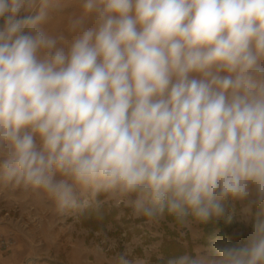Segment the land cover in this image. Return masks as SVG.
<instances>
[{"label":"clouds","instance_id":"1","mask_svg":"<svg viewBox=\"0 0 264 264\" xmlns=\"http://www.w3.org/2000/svg\"><path fill=\"white\" fill-rule=\"evenodd\" d=\"M50 10L0 0V182L149 221L238 205L234 244L157 259L264 264V0H84L71 38Z\"/></svg>","mask_w":264,"mask_h":264},{"label":"rangeland","instance_id":"2","mask_svg":"<svg viewBox=\"0 0 264 264\" xmlns=\"http://www.w3.org/2000/svg\"><path fill=\"white\" fill-rule=\"evenodd\" d=\"M83 3L84 0H50L51 10L49 19L43 27L50 34L63 33L65 36L71 38V22L82 14ZM117 199L115 197L107 199L105 204L108 205L109 203L113 205L114 203L117 208H121L122 205L117 203ZM84 200L89 201L88 206L72 210L70 216H67L70 212H61L57 208L55 201L44 192L0 182L1 252L7 254L10 250H17L22 256V261L31 260V257L28 255H31L34 251L43 249L48 242L55 243L56 239L62 237L66 232L65 230L70 224L69 220L77 221L79 219L80 211L87 207L100 206L101 203H104L102 201L97 203L96 200L92 199L90 193L80 196V201ZM128 208L132 207L128 206ZM227 217H230V219ZM227 217L221 218L218 221L213 220L204 223L203 226H201L199 221L192 219L194 222L190 223L189 227L191 230L195 229L194 233L198 235V240L204 245V248H207L206 245H211L212 243H214V248L225 247L226 245L221 243L224 239H220L219 237L214 238V234L216 235L220 229L221 232L232 238L233 231L239 226V206L237 205L234 208L229 207ZM117 220L120 222L118 224L120 228L114 230V226H110L106 231L104 230V232L97 234L94 240L98 242L102 239L101 236L103 235L107 243V237L115 240L116 243L127 240L133 241L135 235H132V232L128 234V230L122 229L126 228L125 220L122 218H117ZM220 222H223L224 226L221 227ZM134 225L135 223L131 221L128 226ZM177 229L181 233V239L189 240L185 231L186 226L177 227ZM201 231H203L205 237L202 234L199 235ZM156 237L159 238L160 236L157 235ZM227 246H230V244H227ZM153 253L156 255L158 251Z\"/></svg>","mask_w":264,"mask_h":264},{"label":"crops","instance_id":"3","mask_svg":"<svg viewBox=\"0 0 264 264\" xmlns=\"http://www.w3.org/2000/svg\"><path fill=\"white\" fill-rule=\"evenodd\" d=\"M107 199L110 198L97 197L96 202L102 201L104 203L80 211L77 221L69 220L70 224L65 230L66 234L64 233L62 237H58L55 243L48 242L43 249L34 251L31 255L29 254L31 260L22 261V256L17 250H10L7 254H3L0 250V264H114L113 257L129 246L134 248L133 255L129 257L134 264L137 259L146 261V264H158L156 262L158 261L157 254L155 255L153 252L158 251V254L165 257L162 246L170 241H176L179 244L182 250L181 254L185 252L192 253L197 249L204 248V245L198 240V235L194 233L195 229L191 230L189 227V224L194 222L192 220L194 218L191 216L183 223L167 214L158 221H149L143 216L136 215L133 209H129V205L119 198L117 203L122 205L121 208H117L113 203L114 201L112 202L113 205L105 204ZM70 214L71 212L67 216H70ZM117 218L125 220L126 228L122 229L128 230V234L132 232V235H135V239L131 241L132 243L128 240L116 243L115 240L108 237L106 239L108 240L107 243L103 235L101 236L102 239L96 242L94 239L97 234L106 231L110 226H114V230L120 228L118 225L120 222ZM131 221L135 223L134 226H128ZM200 223L201 226L204 225V223ZM220 224L221 227L224 226L223 222H220ZM181 226H186L185 231L189 240L181 239V233L177 229ZM220 232L219 229L217 234H214V238L224 239L221 242L222 244L227 246V244L232 245L235 243L231 237L225 235L224 232L220 234ZM200 234L205 237L203 231ZM157 235L160 237H156ZM213 245L214 243L206 245V247L214 248Z\"/></svg>","mask_w":264,"mask_h":264},{"label":"trees","instance_id":"4","mask_svg":"<svg viewBox=\"0 0 264 264\" xmlns=\"http://www.w3.org/2000/svg\"><path fill=\"white\" fill-rule=\"evenodd\" d=\"M162 251L165 253V258L179 256L182 252L176 241H170L168 244H164V246H162ZM156 262L161 264L159 260Z\"/></svg>","mask_w":264,"mask_h":264},{"label":"built area","instance_id":"5","mask_svg":"<svg viewBox=\"0 0 264 264\" xmlns=\"http://www.w3.org/2000/svg\"><path fill=\"white\" fill-rule=\"evenodd\" d=\"M89 202V201H88Z\"/></svg>","mask_w":264,"mask_h":264}]
</instances>
